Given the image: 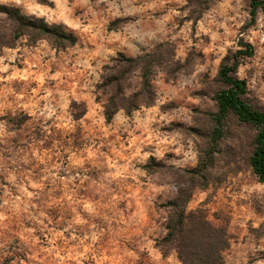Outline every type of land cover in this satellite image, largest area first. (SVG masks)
<instances>
[{
    "label": "rangeland",
    "instance_id": "1",
    "mask_svg": "<svg viewBox=\"0 0 264 264\" xmlns=\"http://www.w3.org/2000/svg\"><path fill=\"white\" fill-rule=\"evenodd\" d=\"M264 1V0H263ZM78 37L57 50L21 37L0 49V264H183L166 235L181 170L197 167L216 112L217 74L243 39L247 100L264 111V14L248 0H0ZM163 46L156 99L111 122L99 89L120 54ZM131 71L128 93L139 89ZM256 131L230 120L201 208L226 228L221 264H264V185L249 156Z\"/></svg>",
    "mask_w": 264,
    "mask_h": 264
},
{
    "label": "trees",
    "instance_id": "2",
    "mask_svg": "<svg viewBox=\"0 0 264 264\" xmlns=\"http://www.w3.org/2000/svg\"><path fill=\"white\" fill-rule=\"evenodd\" d=\"M212 1L206 0L207 6ZM248 1L250 24L253 25L257 21L258 12L264 14V1ZM23 36H27L31 43L45 39L57 50L73 47L78 42L75 33L61 24H50L43 18L26 15L19 7L0 4V49L14 47ZM238 47L223 58L219 67L217 80L221 88L215 95L217 110L210 114L212 128L208 134L207 148L196 168L181 170L176 174V195L166 205L169 209L167 232L158 241V246L165 254L173 248L183 264H221L224 252L230 245L226 228L214 225L203 209L187 210L194 190L211 184L215 157L230 120L255 129L249 164L258 181L264 185V111L255 108L247 100V83L237 76L243 61L252 57L255 49L243 39L239 40ZM166 51L160 46L157 51L144 56L127 58L120 54L113 60L111 72L103 77L99 85V89L107 96L104 115L108 122L121 110L130 114L154 103L156 93L151 75L156 66L169 68L164 58ZM137 70L140 71L141 83L136 92L129 94V73Z\"/></svg>",
    "mask_w": 264,
    "mask_h": 264
}]
</instances>
